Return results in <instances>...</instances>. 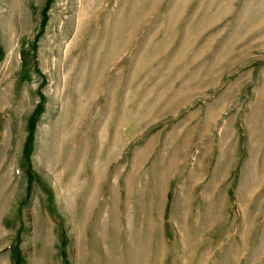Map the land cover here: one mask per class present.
I'll return each instance as SVG.
<instances>
[{
  "label": "rangeland",
  "instance_id": "obj_1",
  "mask_svg": "<svg viewBox=\"0 0 264 264\" xmlns=\"http://www.w3.org/2000/svg\"><path fill=\"white\" fill-rule=\"evenodd\" d=\"M47 2L0 0V264H264V0H54L35 52Z\"/></svg>",
  "mask_w": 264,
  "mask_h": 264
},
{
  "label": "crops",
  "instance_id": "obj_2",
  "mask_svg": "<svg viewBox=\"0 0 264 264\" xmlns=\"http://www.w3.org/2000/svg\"><path fill=\"white\" fill-rule=\"evenodd\" d=\"M73 248L75 264H139L145 260V255H149L144 246H73ZM149 262L160 264L157 251L155 258Z\"/></svg>",
  "mask_w": 264,
  "mask_h": 264
},
{
  "label": "trees",
  "instance_id": "obj_3",
  "mask_svg": "<svg viewBox=\"0 0 264 264\" xmlns=\"http://www.w3.org/2000/svg\"><path fill=\"white\" fill-rule=\"evenodd\" d=\"M54 0H48L47 2V7L43 12V21L41 24V31L39 32V36L36 37V41L34 43V51L36 52V50L38 49V38H40V36L43 35V33L45 32V28L48 22V16H47V12L49 11V9L51 8L52 4H53ZM4 53L3 50L0 47V60L2 59ZM23 67H25L27 65V61H26V57L25 54L23 53V62H22ZM43 112V106L42 104L39 105V107L35 110V112L33 113L32 117L29 119V135L27 137V141L25 144V148H24V158L26 160V162L30 163L31 161V154H32V150H33V143H34V133L37 127V122H38V118L41 115V113ZM32 177L29 178V185H28V191L29 194L32 193ZM15 256H14V264H26L25 259L21 256L20 251H15Z\"/></svg>",
  "mask_w": 264,
  "mask_h": 264
}]
</instances>
